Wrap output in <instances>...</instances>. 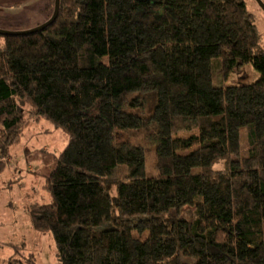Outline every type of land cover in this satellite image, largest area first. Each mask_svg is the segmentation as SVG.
I'll list each match as a JSON object with an SVG mask.
<instances>
[{
  "label": "trees",
  "instance_id": "obj_1",
  "mask_svg": "<svg viewBox=\"0 0 264 264\" xmlns=\"http://www.w3.org/2000/svg\"><path fill=\"white\" fill-rule=\"evenodd\" d=\"M152 5L158 14L141 19ZM254 19L245 0H60L46 28L0 34V174L29 119L68 136L45 177L51 201L27 208L56 264H264ZM243 62L257 80L215 82ZM113 130L152 131L154 176L146 147ZM186 204L192 218H167Z\"/></svg>",
  "mask_w": 264,
  "mask_h": 264
},
{
  "label": "rangeland",
  "instance_id": "obj_2",
  "mask_svg": "<svg viewBox=\"0 0 264 264\" xmlns=\"http://www.w3.org/2000/svg\"><path fill=\"white\" fill-rule=\"evenodd\" d=\"M3 0H0L2 2ZM12 5L10 9L3 7L0 13V28L7 30H24L44 22L50 15V0H6ZM264 1V0H263ZM247 8L254 14L255 23L259 31V43L264 46V10L257 0H245ZM159 7L152 5L143 10L138 16L141 19H150L157 15ZM260 77V71L251 62L237 63L226 75H218L217 84H241L253 82ZM148 108L152 109L150 99H147ZM42 122H48L46 118ZM52 124V123H51ZM51 126V125H50ZM52 130L46 131L41 122L36 125L37 134L21 129L20 141L14 144L17 156L20 158L19 166L23 168L26 176L22 189L14 186L10 191L8 187L0 189V264H27L29 253H33L38 264H56L58 262L57 248L53 237L49 233H40L32 225L28 206L34 201L46 203L51 201V195L44 187L45 177L56 165L57 155L64 149L68 142L67 134L54 125ZM43 131H45L43 133ZM114 140L128 141L146 147L145 172L148 176L155 175L154 148L156 140L151 130H113ZM186 131H179L174 135H185ZM52 140L51 149L43 147ZM13 146V145H12ZM12 150V149H11ZM29 150V151H28ZM55 154V155H54ZM30 166L32 170L28 167ZM222 166L215 162L214 167ZM124 168H119L121 173ZM11 184H13L11 182ZM10 184V185H11ZM1 187V186H0ZM112 195H116L114 185L111 186ZM23 192V194H22ZM28 193L27 195H25ZM193 208L186 204L179 210L171 209L167 218L176 217L192 218Z\"/></svg>",
  "mask_w": 264,
  "mask_h": 264
},
{
  "label": "crops",
  "instance_id": "obj_3",
  "mask_svg": "<svg viewBox=\"0 0 264 264\" xmlns=\"http://www.w3.org/2000/svg\"><path fill=\"white\" fill-rule=\"evenodd\" d=\"M9 2L10 1H6V0H3L2 2H0V9H3V7H6L7 9H10V7H12V5H10ZM4 17H5L4 14L2 15V12H1L0 13V18H4ZM43 119L44 118H41L38 121H34L32 119H29L27 122H25V124L23 125L22 129L28 128L31 131V135L33 134L32 136H34L35 134L39 133V132H37L38 130H37L36 125L41 122L44 126H46L45 127L46 131L52 130L53 129L52 124L50 122H49L50 124H48V122H42ZM35 132H37V133H35ZM44 132L45 131H43V133ZM46 137H48L49 142H48L47 145H45L43 147V149L49 150V148L51 149L50 146L52 145V140L50 142V137L49 136H45V138ZM16 147L17 146H15V145L11 146L10 150H9V152L7 154L9 159H10V162H11L12 166H7L2 171V173L0 174V186H1L0 189L8 187L10 189V191H11L14 186L18 187L19 189H22L21 185H23L26 176L23 177L24 176L23 168L19 166L20 158L17 156ZM28 167L32 170V168L30 166H28ZM11 182L13 184H11ZM22 194H23V192H22ZM27 194L28 193H26L25 195H27Z\"/></svg>",
  "mask_w": 264,
  "mask_h": 264
},
{
  "label": "water",
  "instance_id": "obj_4",
  "mask_svg": "<svg viewBox=\"0 0 264 264\" xmlns=\"http://www.w3.org/2000/svg\"><path fill=\"white\" fill-rule=\"evenodd\" d=\"M257 1L260 4V6L262 7V9L264 10V1L263 0H257ZM59 9H60V0H54V8H53L52 14L44 22H41V23L33 26L32 28H28V29H24V30H7L4 28H0V34H2V35H6V34H12V35L28 34V33L36 32L38 30H42L56 20L58 14H59Z\"/></svg>",
  "mask_w": 264,
  "mask_h": 264
},
{
  "label": "bare ground",
  "instance_id": "obj_5",
  "mask_svg": "<svg viewBox=\"0 0 264 264\" xmlns=\"http://www.w3.org/2000/svg\"><path fill=\"white\" fill-rule=\"evenodd\" d=\"M34 121H35V120H34ZM4 159L7 160V166H12V165H11V162H10V159H9L8 156L5 157ZM7 166H6V167H7ZM54 166H55V165H54ZM50 171H51V170H50ZM50 171H49V172H50Z\"/></svg>",
  "mask_w": 264,
  "mask_h": 264
}]
</instances>
